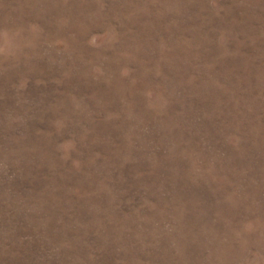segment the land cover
Here are the masks:
<instances>
[{"label":"rangeland","instance_id":"rangeland-1","mask_svg":"<svg viewBox=\"0 0 264 264\" xmlns=\"http://www.w3.org/2000/svg\"><path fill=\"white\" fill-rule=\"evenodd\" d=\"M0 264H264V0H0Z\"/></svg>","mask_w":264,"mask_h":264}]
</instances>
